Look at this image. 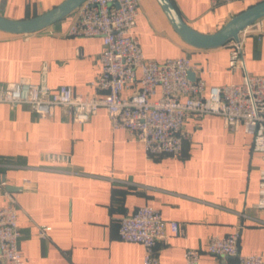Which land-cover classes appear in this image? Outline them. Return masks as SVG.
<instances>
[{
  "label": "crops",
  "instance_id": "1",
  "mask_svg": "<svg viewBox=\"0 0 264 264\" xmlns=\"http://www.w3.org/2000/svg\"><path fill=\"white\" fill-rule=\"evenodd\" d=\"M62 0H0V14L24 19ZM260 0H171L195 30L213 33L232 16ZM132 35L146 58L162 61L186 55L202 67L206 85L240 82V70L228 66L230 44L198 48L172 27L157 0H139ZM72 13L27 34L0 30V86L25 78L51 88L68 84L82 97L101 96L93 82L101 66L98 36H69ZM245 69L264 75V16L243 36ZM47 70L42 76V65ZM194 76V73H191ZM129 91H123L122 96ZM191 138L183 155L148 158L125 129H112L104 107L85 122H75L65 108L39 116L29 106L0 102V174L18 202L19 250L24 264H142L140 243L122 241L119 220L140 205L159 209L182 232L158 241L159 264H185L186 248L201 250L199 264H235L233 258L204 252L210 236H224L241 225L242 253H264V210L256 207L259 153L252 135L239 125L228 130L217 114L190 115ZM46 154L67 156L53 162ZM6 199L0 195V205ZM44 228L46 236L38 235Z\"/></svg>",
  "mask_w": 264,
  "mask_h": 264
},
{
  "label": "built area",
  "instance_id": "2",
  "mask_svg": "<svg viewBox=\"0 0 264 264\" xmlns=\"http://www.w3.org/2000/svg\"><path fill=\"white\" fill-rule=\"evenodd\" d=\"M234 0H210L212 5ZM139 0H85L71 13L69 36H98L102 40L99 54L100 72L93 82L103 91L101 96L82 97L68 84L51 89L44 78L32 83L25 78L0 86V102L10 107L25 104L39 116H50L61 106L75 122H85L99 107H104L112 129H125L131 140L141 146L148 158L164 154L182 156L184 145L191 138L185 128L190 115L217 114L224 126L235 131L242 125L252 135L251 151L259 153L263 166L259 171L256 207L264 210V75L246 71L243 60L242 29L230 44L228 66L240 70V82H224L207 86L199 76L202 67L192 65L186 55L162 61L146 58L141 45L132 35L138 14ZM250 26V25H249ZM47 70L42 65V76ZM194 73V76H191ZM129 91L122 96L123 91ZM53 162H67L68 157L46 154ZM0 179V264H24L19 250L20 231L17 224L16 193L5 188ZM182 232L175 220H166L159 209L140 205L119 220L118 236L122 241L140 243L142 264H159L158 241L167 233ZM241 225L224 236H210L204 252L233 258L235 264H264V253L245 254L240 250ZM38 235L46 236L44 228ZM201 250L186 248L185 264H199Z\"/></svg>",
  "mask_w": 264,
  "mask_h": 264
},
{
  "label": "water",
  "instance_id": "3",
  "mask_svg": "<svg viewBox=\"0 0 264 264\" xmlns=\"http://www.w3.org/2000/svg\"><path fill=\"white\" fill-rule=\"evenodd\" d=\"M85 0H62L44 13L24 19H10L0 14V30L13 34H27L42 29L72 12ZM174 30L186 43L198 48H215L231 39H237L239 32L264 16V0H260L232 16L213 33H202L190 27L178 14L171 0H157ZM4 180L5 175L0 174ZM7 190L18 187L6 184Z\"/></svg>",
  "mask_w": 264,
  "mask_h": 264
}]
</instances>
